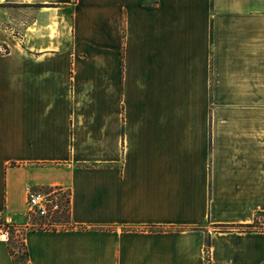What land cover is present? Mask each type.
Listing matches in <instances>:
<instances>
[{
  "label": "crops",
  "instance_id": "1",
  "mask_svg": "<svg viewBox=\"0 0 264 264\" xmlns=\"http://www.w3.org/2000/svg\"><path fill=\"white\" fill-rule=\"evenodd\" d=\"M0 219L27 264H264V0H0Z\"/></svg>",
  "mask_w": 264,
  "mask_h": 264
},
{
  "label": "rangeland",
  "instance_id": "2",
  "mask_svg": "<svg viewBox=\"0 0 264 264\" xmlns=\"http://www.w3.org/2000/svg\"><path fill=\"white\" fill-rule=\"evenodd\" d=\"M67 192L61 196L63 200V210L58 215H55L52 218L38 216L35 213L29 211L25 208V220L27 221L26 225L31 227H54L57 225H63L67 221ZM0 225L7 230L11 236V245L15 250L16 255V264H27L25 248L22 240V227L13 226L4 224V221L0 219ZM13 250V251H14Z\"/></svg>",
  "mask_w": 264,
  "mask_h": 264
},
{
  "label": "built area",
  "instance_id": "3",
  "mask_svg": "<svg viewBox=\"0 0 264 264\" xmlns=\"http://www.w3.org/2000/svg\"><path fill=\"white\" fill-rule=\"evenodd\" d=\"M57 191L44 192L28 187L26 190V208L42 217L52 218L58 215L63 210V200H61L62 195H57ZM66 201H68L67 198Z\"/></svg>",
  "mask_w": 264,
  "mask_h": 264
},
{
  "label": "trees",
  "instance_id": "4",
  "mask_svg": "<svg viewBox=\"0 0 264 264\" xmlns=\"http://www.w3.org/2000/svg\"><path fill=\"white\" fill-rule=\"evenodd\" d=\"M249 227H251L252 226V224H247ZM23 245H24V243H23ZM11 253H13L14 255H13V261H14V264H16V255H15V253L13 252V250L11 249ZM25 254H26V259H27V252H26V250H25Z\"/></svg>",
  "mask_w": 264,
  "mask_h": 264
}]
</instances>
